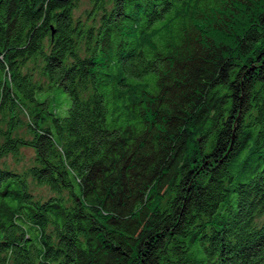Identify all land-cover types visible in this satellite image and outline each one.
Segmentation results:
<instances>
[{
  "label": "trees",
  "instance_id": "trees-1",
  "mask_svg": "<svg viewBox=\"0 0 264 264\" xmlns=\"http://www.w3.org/2000/svg\"><path fill=\"white\" fill-rule=\"evenodd\" d=\"M88 1L0 0V264H264V0Z\"/></svg>",
  "mask_w": 264,
  "mask_h": 264
},
{
  "label": "rangeland",
  "instance_id": "rangeland-1",
  "mask_svg": "<svg viewBox=\"0 0 264 264\" xmlns=\"http://www.w3.org/2000/svg\"><path fill=\"white\" fill-rule=\"evenodd\" d=\"M89 7L88 0H79L78 6L74 10L75 16H83L86 8ZM20 134L26 135L25 128L19 129ZM34 151L31 147H21L16 155L8 154L2 159V162L9 168L22 172L33 162Z\"/></svg>",
  "mask_w": 264,
  "mask_h": 264
}]
</instances>
